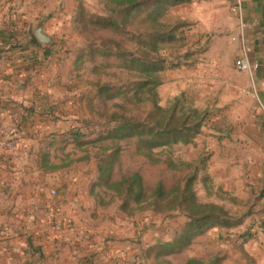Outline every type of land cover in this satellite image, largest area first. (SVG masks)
<instances>
[{"label": "rangeland", "instance_id": "rangeland-1", "mask_svg": "<svg viewBox=\"0 0 264 264\" xmlns=\"http://www.w3.org/2000/svg\"><path fill=\"white\" fill-rule=\"evenodd\" d=\"M195 2L168 8L160 18L167 26L176 27L175 41L155 55L175 67H167L158 74L161 84L155 89V100L163 108L176 100L182 102L183 108H196L205 114L203 127L190 144L150 151L140 149L135 139L105 138L120 118L145 120L153 103L145 95L138 96L140 101L134 99L140 80L137 70L125 69L122 61L112 55H99L103 40L113 37L107 31L95 30L98 29L95 21L109 17L123 19L122 15L111 12L113 5L108 0H21L25 6L18 9L22 11L21 17L43 20L45 33L52 38L44 46L49 50V58L43 65V93L37 100L43 102L45 111L40 113L36 105L31 107L38 117V150H46L49 136H55L53 145L45 151L46 160L37 156L42 168L38 176L79 184L75 195L89 196L92 214H99L93 226L114 225L118 229L115 232H122L104 240L117 243L120 264H185L188 260L211 264L218 259V264H264L259 250L264 245L259 227L261 206L253 202L252 196L240 201L216 187L229 186L230 169L221 154L226 157L233 106L224 76L210 65L211 37L197 38L198 16L202 12ZM143 18V13L131 18L132 26L127 30L136 36L126 46L127 51L137 56L146 53L135 43L146 27L142 25ZM101 87L105 91L97 95ZM118 92L124 95L109 99ZM116 148L119 152L113 161L111 181L138 173L146 195H150L158 184L167 192L171 187H183L191 179L199 202L221 205L234 219L241 217L242 225L232 230L211 228L193 238L181 252L156 256L157 249H150L172 241L188 222L186 213L175 202L162 203L157 209L147 202L137 206L130 201L120 211L122 197L95 185L99 161L105 163ZM247 231L252 234L253 242L246 247L248 255L243 256L240 253L243 239L239 236Z\"/></svg>", "mask_w": 264, "mask_h": 264}, {"label": "crops", "instance_id": "crops-1", "mask_svg": "<svg viewBox=\"0 0 264 264\" xmlns=\"http://www.w3.org/2000/svg\"><path fill=\"white\" fill-rule=\"evenodd\" d=\"M22 5L0 0V264H120L117 243L104 240L122 232L114 225L93 226L99 214H92L89 196L75 195L79 184L38 176V117L30 109L43 93L49 50L32 35L38 20L20 16ZM195 7L202 12L197 38L211 37L210 65L224 76L233 106L226 157L221 154L230 169L229 186L216 187L259 203L264 240V148L249 137L252 132L264 143V0H196ZM239 17L251 25L242 33ZM241 47L258 64L257 97L248 75L234 66ZM251 240L240 245L243 256ZM259 250L264 256V245Z\"/></svg>", "mask_w": 264, "mask_h": 264}, {"label": "trees", "instance_id": "trees-1", "mask_svg": "<svg viewBox=\"0 0 264 264\" xmlns=\"http://www.w3.org/2000/svg\"><path fill=\"white\" fill-rule=\"evenodd\" d=\"M113 5L111 12L122 15L119 21L116 17L97 18L95 29L97 31H107L113 38H106L101 43L103 46L99 55L107 57L112 55L122 61V66L128 70H137L139 82L134 92V99L140 101L139 95L151 98L152 108L143 121L120 118L115 127L105 136L106 139H135L140 144V149L150 151L155 148L168 147L171 145H187L194 141L203 127L204 113L196 108H183L182 102H176L163 108L156 103L157 95L155 89L161 84L158 74L167 67H175L167 64L164 59H160L157 54L165 45L175 41L176 27H169L160 21L166 10L171 7L189 3L191 0H108ZM144 15L142 25H146L144 32L138 34L135 42L141 49L146 51L145 55L137 56L128 52L126 46L135 40L136 36L127 32L132 25L131 18L139 14ZM130 37V38H125ZM155 55V56H154ZM169 65V66H168ZM171 65V66H170ZM105 91L104 87L99 88L98 93ZM117 95H124L121 92L109 97L115 98ZM104 98L103 101H107ZM30 112H34L31 108ZM46 150L39 149L37 156L42 161L46 160L47 151L54 143V135ZM78 138V135H75ZM104 138V139H105ZM119 149L106 158L107 161L97 166L98 178L96 186H102L107 191L116 193L122 197L123 203L119 210L127 207L128 202L137 206L148 203L155 205L158 209L162 203L175 202L179 208L186 213L188 222L175 238L166 243L153 246L150 250L157 249L156 256H166L181 252L191 243V240L211 228L232 229L242 225L243 219H234L232 215L221 205L214 203H201L196 199L192 190V180H187L183 187H171L164 191L163 186L158 184L150 195H146L142 177L138 173H131L121 177L118 181H111L113 161L116 160ZM42 163V162H41ZM235 201V200H233ZM158 211V210H157ZM250 232H245L239 237L246 242L251 237ZM149 250V251H150ZM220 259L211 262L218 264ZM185 264H201L196 260H188Z\"/></svg>", "mask_w": 264, "mask_h": 264}, {"label": "built area", "instance_id": "built-area-1", "mask_svg": "<svg viewBox=\"0 0 264 264\" xmlns=\"http://www.w3.org/2000/svg\"><path fill=\"white\" fill-rule=\"evenodd\" d=\"M238 27H239V30L240 32H244V30H247L251 27L250 24H247L245 23L241 17H239V23H238ZM242 49V55L237 58L234 62V66H235V69L239 72H244L248 75L249 77V82H250V86H251V89L253 91V94L255 95V97H257V89H256V86H255V72L258 68V64L256 62L252 63L245 50H244V47H241ZM264 87V85H263ZM3 145H8V144H4ZM11 151H14V146H11V147H8ZM52 194L54 195L55 192H52Z\"/></svg>", "mask_w": 264, "mask_h": 264}, {"label": "water", "instance_id": "water-1", "mask_svg": "<svg viewBox=\"0 0 264 264\" xmlns=\"http://www.w3.org/2000/svg\"><path fill=\"white\" fill-rule=\"evenodd\" d=\"M32 35L35 38V40L42 46H45L47 44H50L52 42V38L49 37L46 33H45V29H44V21L43 20H39L37 21L33 27H32ZM36 111L43 113L44 107H43V102H37L36 103ZM252 133V132H251ZM249 135V137L257 144L261 145L264 148V143L262 142L261 138L259 137H255L253 135V133Z\"/></svg>", "mask_w": 264, "mask_h": 264}]
</instances>
